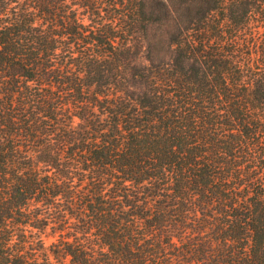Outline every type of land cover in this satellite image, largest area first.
Listing matches in <instances>:
<instances>
[{
  "label": "trees",
  "instance_id": "1",
  "mask_svg": "<svg viewBox=\"0 0 264 264\" xmlns=\"http://www.w3.org/2000/svg\"><path fill=\"white\" fill-rule=\"evenodd\" d=\"M0 264H264V0H0Z\"/></svg>",
  "mask_w": 264,
  "mask_h": 264
},
{
  "label": "rangeland",
  "instance_id": "2",
  "mask_svg": "<svg viewBox=\"0 0 264 264\" xmlns=\"http://www.w3.org/2000/svg\"><path fill=\"white\" fill-rule=\"evenodd\" d=\"M52 241H53V239L50 238V239L46 240V244H49V243L52 242Z\"/></svg>",
  "mask_w": 264,
  "mask_h": 264
}]
</instances>
